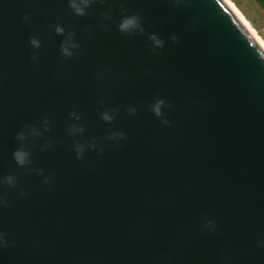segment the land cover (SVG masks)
Returning a JSON list of instances; mask_svg holds the SVG:
<instances>
[{"label": "water", "instance_id": "95a60500", "mask_svg": "<svg viewBox=\"0 0 264 264\" xmlns=\"http://www.w3.org/2000/svg\"><path fill=\"white\" fill-rule=\"evenodd\" d=\"M80 6L0 0V264H264L263 49L223 0Z\"/></svg>", "mask_w": 264, "mask_h": 264}, {"label": "rangeland", "instance_id": "374dc122", "mask_svg": "<svg viewBox=\"0 0 264 264\" xmlns=\"http://www.w3.org/2000/svg\"><path fill=\"white\" fill-rule=\"evenodd\" d=\"M264 46V9L256 0H228Z\"/></svg>", "mask_w": 264, "mask_h": 264}, {"label": "clouds", "instance_id": "9594fccd", "mask_svg": "<svg viewBox=\"0 0 264 264\" xmlns=\"http://www.w3.org/2000/svg\"><path fill=\"white\" fill-rule=\"evenodd\" d=\"M88 3V0H80V4L76 3V0H72V7L75 9V11L78 13V14H82L83 13V8L80 6L81 4H84V5H87ZM135 25V18H127L125 19L120 27L122 29H127L129 26H134ZM57 32H60L62 31L59 27L56 29ZM154 39V38H153ZM32 43L35 45L37 42L35 40L32 41ZM157 44H159L160 42L159 41H156ZM70 47H75V45H73L71 43V39H70V36H69V40L66 42V45L64 46V48L62 49L63 52L67 55L69 54L68 53V48ZM105 119H109L110 117H108L107 115H105L104 117ZM82 151V146H78L77 147V154L79 155V153ZM27 153L26 152H23V151H20V150H17V152L14 153V157L16 158L17 160V163L19 164H23L25 162V157H26ZM9 182H11V177H8L7 178Z\"/></svg>", "mask_w": 264, "mask_h": 264}, {"label": "bare ground", "instance_id": "6f19581e", "mask_svg": "<svg viewBox=\"0 0 264 264\" xmlns=\"http://www.w3.org/2000/svg\"><path fill=\"white\" fill-rule=\"evenodd\" d=\"M225 4L229 7V9L233 12V14L237 17V19L241 22V24L245 27V29L249 32V34L253 37V39L257 42V44L263 49V44L257 39L254 32L249 28L247 23L242 19L240 14L236 11V9L233 7V5L228 0H223Z\"/></svg>", "mask_w": 264, "mask_h": 264}, {"label": "trees", "instance_id": "16d2710c", "mask_svg": "<svg viewBox=\"0 0 264 264\" xmlns=\"http://www.w3.org/2000/svg\"><path fill=\"white\" fill-rule=\"evenodd\" d=\"M259 5L264 9V0H256Z\"/></svg>", "mask_w": 264, "mask_h": 264}]
</instances>
